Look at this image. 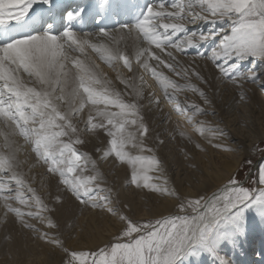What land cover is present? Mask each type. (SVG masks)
Masks as SVG:
<instances>
[{"label":"snow or ice","instance_id":"1","mask_svg":"<svg viewBox=\"0 0 264 264\" xmlns=\"http://www.w3.org/2000/svg\"><path fill=\"white\" fill-rule=\"evenodd\" d=\"M38 2L50 4L51 0H0V28L10 25L11 19H15L19 23L32 6ZM17 8L20 11L13 15V9ZM197 8L199 11L196 10ZM171 9L168 10L163 3L158 7L148 5L142 13V18L134 24L120 26L118 31L123 32L127 28L126 35L131 36L135 31L137 39L142 35L146 41L148 47H145L142 52H137V60L142 67L152 70L154 76H159V73L151 69L148 60L155 59L159 64L175 70L180 61L174 53L183 54L186 49L198 48L205 43L214 42L215 47L211 49L210 55L205 53H199V55L215 65L217 76L222 83L231 80L238 87L246 81L264 84V72L259 74L255 71L244 73L240 71L239 67L240 61L249 57H259L264 60V0H187V3L181 0L180 3H173ZM82 12L83 9L68 12L67 20L71 22L78 19ZM165 20L171 22H162ZM197 21L210 22L213 25L223 22L227 23L229 27L207 33L187 32L186 23ZM180 33L184 35L178 36ZM103 36L107 37L109 33L104 32ZM217 40L218 43H216ZM85 47H91L100 53L101 58L106 62L111 61L113 55H105V53L112 51L117 58L124 61L126 66H130L127 56L120 55L119 49L110 50L104 48L103 45L89 44L86 39L78 41L70 29L63 31L59 37L51 31H44L40 34L12 37L4 44H0V81L3 82L0 84V117L4 118L11 130L8 134H0L5 135L6 142L8 135L15 134L17 130L26 140L35 137L34 151L37 156L43 158L45 163L50 162V171L59 172L62 182L68 186V190L71 191L75 199L85 205L91 201L92 207L103 209L105 206L97 204L95 198L90 196L91 189L88 187L89 181L95 180L96 177H89L87 180L81 181L80 179H70L67 176V173L75 172L76 162L81 160V156L72 147V143L58 140L59 137L68 134L67 129L73 133L77 130L68 122L70 113L62 114L56 102L69 99L71 103H74L79 97V107L74 109L79 112L86 103L80 94V89H82L83 93L87 94V101L92 104L104 103L118 108L119 112H100L98 115L104 117L107 124L111 126L107 129V135L112 138L110 140L111 148L105 151L103 156L106 158L115 153V156L121 160L127 156V153L123 151L125 125L137 123L134 119H124V116L126 114L135 115L132 110L136 108V105L124 103L119 98V94H116V98H110L107 93L101 95L95 91L91 85L100 84L101 81L91 67L86 66L79 59L73 60L74 67L77 69L74 75H70V71H65V61L71 59L68 50L84 52ZM166 49H170L167 51V56L173 61L171 64H165V61L155 51L163 52ZM141 57H146V59H141ZM21 68L29 77H35V81L41 85L40 90L29 86V83L21 79L19 74ZM181 71L183 72V69ZM195 75L198 79H204L199 72H196ZM166 79L160 81L162 86L165 88L178 87L171 83H165ZM70 80L73 83L78 81V86H73L71 91H66ZM188 87H192L194 92L199 91L205 104L211 103L203 91L191 85ZM57 89H59V93H57ZM169 99L171 100L172 97ZM244 99L245 97L242 96L241 100ZM190 107L195 109L192 116L206 111L198 105ZM184 110L177 107L178 112ZM191 119L192 117H189V120ZM57 120L65 123H57ZM30 123L38 124L39 127H30ZM88 123L92 128L98 126L92 124L91 117H89ZM99 126L104 127L103 124ZM140 129L141 135L147 132V128L143 124L140 125ZM54 145L59 146L54 148ZM66 153L67 161H65ZM11 159V157L0 156V172L13 167ZM128 162L134 166L139 162L141 168L145 167V158L142 156L128 157ZM155 163L153 159H148L147 166L152 167ZM65 164L66 171L64 168L56 167V165ZM258 172V181L264 185V165L259 167ZM149 179L150 177L147 175L143 176L145 188L166 191V189L149 184ZM11 180H15L18 186L16 195H0V199L4 201L6 213L15 214L17 218L21 219L23 227L37 231L35 226L27 223L23 217L27 215L36 218L39 213L32 211L25 213L8 203L9 200L16 199L20 204L28 205V200L23 197L20 191L24 187L23 180L18 178L15 173H12L7 181L0 179V193L12 191L9 187ZM139 180L140 177L134 167L131 181L139 187ZM28 191L33 190L29 188ZM34 199L36 203H41L35 195ZM105 199L107 198L105 197ZM260 202H264V189L260 190L259 195H255L249 188L238 186L237 181L230 177L220 193L180 204L181 212L185 208H190L192 215L175 213L144 223L133 221L128 216H121L122 231L116 237V242L111 243L107 248L88 252L69 251L65 248L64 251L69 257L67 264H176L182 257L195 255L199 250L214 252L219 242L226 238L224 227L236 223L245 207ZM106 210L114 212L110 207ZM48 226L55 227L51 222ZM41 238L48 243L62 246V241L48 237L47 233H44Z\"/></svg>","mask_w":264,"mask_h":264},{"label":"rangeland","instance_id":"2","mask_svg":"<svg viewBox=\"0 0 264 264\" xmlns=\"http://www.w3.org/2000/svg\"><path fill=\"white\" fill-rule=\"evenodd\" d=\"M67 1L69 2V0ZM183 2L187 3V0H183ZM151 4V1L146 0L144 10ZM67 6L65 7L68 9L71 6V2H69ZM65 7L61 11V21ZM71 8H73L72 10L75 9L74 6ZM16 10H19V8ZM196 10L199 11V8ZM139 18H142V16ZM210 19L211 17L209 21ZM49 20L50 19L45 18L41 23V27H46V21L48 22ZM64 21L65 20L62 22L65 23ZM189 24H195L191 28L192 33L220 31L221 28L227 29L229 27L227 23L223 22H217L216 25H213L210 22L197 21L195 23H186L188 32L190 31L188 28ZM216 43H218V40ZM213 47H215V43L209 42L203 44L201 47L195 48L196 50L194 51L191 50L192 52L189 51L185 53L187 56L184 53L180 55L174 53L179 57H177V59L181 62L175 67V70L161 65L155 60L156 65L152 66L151 69L159 73V76H154L152 70L151 72L148 71V74H146L145 70L141 67L138 68L139 74L135 76L132 74V70L126 69L117 59H114V63H110L111 66L108 65V67H110L109 69L112 71L111 73L114 77L119 78L120 83L116 84L105 75L102 76L105 79L96 75L101 83L91 85L95 91L101 93V95L107 93L110 98H116V94H119V98L124 103L136 105V108L132 110L135 112V115L126 114L124 116V119H134L137 123L134 125H125L123 134L125 137V144L123 151L127 153V156L123 160L116 157L115 153H112L111 156L106 158L103 156V153L111 148L110 140L112 138L107 135V129L111 126L107 124V120L104 119V117L98 115L100 112H119L118 108L113 105H105L104 103L92 104L90 101H87V94L83 93L82 89H80V94L86 103L81 111H74V109L79 107V97L76 98L74 103H71L69 99L56 102L62 114L70 113L68 122L77 130L73 133L70 129H67L68 134L59 137L58 140L65 143H72V147L76 150L77 154L81 156V160L76 162L75 172L67 173V176L70 179H80L81 181L87 180L89 177H96L95 180L89 181L88 187L91 189L90 196L95 198V202L99 201L97 204L105 205L103 203L112 200L115 201V204H120L122 200L120 199V192L124 189L126 190L128 187L136 186V184L132 183L131 176L134 167L136 172H138L137 169H139V172H142L140 171L141 168H139L141 165L139 162L136 163L135 166L129 163L128 157H144L145 166H147L148 159H153L156 162L154 165L162 166V168H160L165 171L167 177L171 181H173L172 179L176 171L182 174L183 171L186 170V172H189V175L187 180L183 179L184 182L188 180L190 182L192 180L193 183H198L202 179H200V173L194 166L189 164L199 156L198 150L200 149V144H202L204 139L210 136V134H202L223 129L222 131L237 136L240 140H242L244 134L248 135L249 132V136H251L253 140H258V135L264 132V117H260L257 114V103L249 98L247 89V86L251 84L253 86L255 85L254 87H257V90L260 91L263 89L262 86H264V84L246 81V83L243 82L242 85L238 87L235 86L231 80L222 83L217 76L215 65L199 55V53L210 55ZM165 55L166 54H164V58H161L163 60L165 59V64L173 63L171 58ZM181 56L183 60L180 59ZM199 58L200 61H197ZM200 63L201 65H199ZM65 64V71H70V75H74L77 72V69L71 62L67 61ZM95 65H98L97 61ZM239 67L241 72L250 73L255 71L259 74L264 71V60L259 57H249L246 60L240 61ZM182 69L183 72L181 71ZM20 71L23 74L22 80L29 83L31 87H35L38 90L41 89V85L35 81V77H29L22 68ZM184 72L187 74H183ZM196 72H199L200 76L204 79H198L195 75ZM177 73L181 74L178 75ZM119 74L121 76H119ZM164 78H167L165 83H171L178 87L169 86L165 88L160 82L164 80ZM2 83L3 82L0 81V84ZM78 83V81L73 83L70 80L66 91H71V88L73 86H78ZM188 85L203 91L211 100V103L205 104L199 91L194 92L192 87H188ZM57 93H59V89H57ZM242 96L245 97L244 100H241ZM169 97H172V99L170 100ZM192 105H198L206 111L192 116L195 110L190 107ZM177 107L185 109V113L178 112ZM187 112L193 117V120L191 119V130L186 127ZM89 117H91L92 124L98 125L96 128H92L88 123ZM2 120H4V118L0 117V121ZM57 123L65 122L57 120ZM100 124H103L104 127H100ZM141 124L147 128V132L144 135L140 134ZM29 126L39 127L38 124L33 125L31 123ZM55 130L59 131L60 129ZM15 134L20 140L18 141V146L14 147L17 152L14 160L11 162L14 166L8 170L11 173L3 171L0 172V174L7 175V178H2L5 181L11 177L12 173H15L18 178L23 180L25 185L20 191L23 197L28 200V205L20 204L16 199L9 200L8 203L11 204L12 207L19 208L22 212L27 213L28 211H32L39 213V216L31 218L25 215L23 217V220L34 225L37 231L25 228L21 223V219L17 218L15 214L6 213L4 201L0 199V264H7L8 255L13 249H18V247H20L22 248L21 250H23V248L28 246L27 244L32 243L35 238L42 234L37 225L38 223L48 222L47 224H49V222L52 221L51 223L55 225V228H51L60 235L61 241L65 246V242L73 235L72 231L76 227L79 216L82 215L81 212L83 207L92 206L91 201L87 205L77 201L71 191L68 190V186L62 182L59 172L50 171V162L45 163L43 158L37 156L34 151L35 137L26 140L19 134V130H17ZM195 134L198 136L202 135L201 141L197 139ZM12 139L13 138L10 137L9 143L12 142ZM2 143L3 140L0 141V154L4 149ZM255 143L254 145L257 144ZM58 146L59 145H54V148ZM149 149H151V151H148ZM41 150L43 151V149ZM4 155L5 154H3V156ZM65 161H67V153L65 154ZM258 162H261L260 165H264V141L250 150L241 167L238 168L237 172L232 177V179L237 181L238 186L249 188L255 195H259L260 190L264 189V185H261L258 181L259 168L252 170L255 163ZM56 167L64 168L66 171V164L56 165ZM148 168L150 169V167ZM142 170L144 169L142 168ZM195 171L198 176L195 175ZM228 181L226 183H228ZM142 183H144V180H142ZM148 183H150V181ZM9 187L12 189L11 192L0 193V195L15 196L18 186L14 180H11ZM29 188L33 191H28ZM81 191L83 190L81 189ZM34 195L39 198L41 201L40 204L36 203ZM57 197H59V199H57ZM105 197H108V199H104ZM146 197L147 199L149 198V200L151 199L147 195ZM177 197L180 200L177 205V211L173 209L174 211L172 210L162 217H167L175 213L180 215L193 214L190 208H185V210L181 212L180 204H186L187 201H194V199L196 200L198 198H187V196H182L180 194H177ZM150 201H152V199ZM72 206L82 209L74 211L71 209ZM113 207L112 209H114L115 212L118 205H113ZM127 216L133 221H138L140 223L162 218L151 217L134 220L131 216ZM248 218H253L254 222L253 219L248 220ZM260 221H264V202L250 204L242 210L241 216L236 223L224 227L223 230L226 233V238L219 242L214 252L199 250L195 255L185 256L178 264H195V262H197L196 264H264V229H261L259 225ZM47 228L50 227L47 225ZM15 235L18 236L15 237ZM114 242H116V239L109 240L102 246L89 251L107 248ZM84 251L88 252V250ZM200 255L204 256L201 257Z\"/></svg>","mask_w":264,"mask_h":264},{"label":"bare ground","instance_id":"3","mask_svg":"<svg viewBox=\"0 0 264 264\" xmlns=\"http://www.w3.org/2000/svg\"><path fill=\"white\" fill-rule=\"evenodd\" d=\"M88 1H90V4L87 5L86 4L87 0H80V3L82 5L86 4V6L85 7L82 5L77 6L75 7L74 10L71 11L76 12L79 11L80 9H83L81 16L78 19L73 20L71 22H69L66 18L64 21L65 23L62 22L63 17L61 21L60 15H61V11L66 5L65 2L66 3L68 2L67 0H51L50 4H41L38 2L37 4L33 5L32 8L29 10V12L25 14L26 16L22 18V19H32L33 17L35 18L33 22L25 25V26L28 25L26 28H20L18 31L13 33L11 31L5 33L8 27L11 28L16 25L17 21L15 19L10 20V25L4 28H0V44H4L8 39L12 37L23 36L28 34H40L44 31H51L53 34L59 37L63 31L70 29L74 32L78 41H82L86 39L89 42V44H97L98 46L103 45L104 48L110 50L119 49L120 55L127 56L130 66H126L124 64V61L122 59L117 58L112 51L105 53V55H113V59L109 62H106L101 58L100 53L94 51L91 47H85L84 52H80L78 50L76 51L68 50V55L71 57V59H69L68 61L71 62L72 64L74 59H79L83 61L86 66H90L92 71L96 75H98L102 79H105L104 77H102L103 75H105L108 78H110L109 80L114 81L116 84L120 83L119 82L120 80L118 77H114V75L111 73L112 71H110L109 69L110 67H108L110 63H114V59L120 61L122 66H124L126 69L132 70L133 72L132 74L135 76L139 74L138 71L139 67L143 68L146 74H148V71L151 72V70H146L144 67H142L141 63L137 60V52L138 51L142 52L145 47H148L142 35L139 39H137L135 31H133L131 36L126 35V33L128 32L127 28H125L123 32L118 31L122 24H134L138 19H140L139 17L142 16L146 0H88ZM149 1L152 2L151 5L157 7L159 4L163 3L168 10H172L171 6L173 3L181 2L180 0H149ZM55 4L58 5L61 4V6H57L56 8L57 10L54 11L55 12L54 14L51 11H47ZM73 4L74 2L71 3V6L68 9H72L71 7L73 6ZM19 11L20 9L19 10L13 9V15H15V13ZM45 18H48L50 20L48 22L46 21L47 23L46 27H41V23ZM162 22H171V21L165 20ZM194 25L195 24L188 25L189 26L188 28L190 29L189 31L190 33H192L191 28ZM49 26L51 27L49 28ZM104 32H108L109 36L107 37L103 36ZM178 35L182 37L184 34L180 33ZM152 48L154 49V46H152ZM168 50L170 49H166L163 52H161L160 50H155V51L157 55L160 56V58H164V54H166L165 56H167ZM191 50L194 51L196 49L195 48L186 49L184 54L188 53L189 51L192 52ZM176 57L178 56L176 55ZM181 58L183 57L181 56L180 59ZM141 59H146V57H141ZM96 61L98 65H95ZM197 61H200V58ZM66 62L67 61H65V63ZM148 63L151 67L156 65L155 59L148 60ZM199 65H201V63ZM19 74L22 79L23 74L20 71V69H19ZM119 76L121 75L119 74ZM254 86L251 84L247 86L248 95L251 100L257 103L256 105L258 107L257 114L260 117H264V86H262L263 89H261L260 91H258L257 90L258 88L257 87L255 88ZM186 116H187V123H186L187 126L184 123L185 121L183 123L187 127V129L191 130L190 127L192 125V121L189 120L190 115L188 112ZM222 130H215L213 132H207L206 134H202V135L210 134V136L207 139H204L202 144H200V149L198 150L199 156H197L196 158L194 157L195 159L192 160L189 164L191 166H194V168L200 173L199 174L201 176L200 179L202 178L200 182L193 183L192 180L190 182L189 180L184 182L183 179L187 180L189 175V172H186V170H184L182 174H180L179 171H176L175 176L172 179L173 181H171L167 177L165 171L161 169L162 166L154 165L153 167H150V169L148 168V166H145L143 168L144 170H142V168L139 167L141 168L140 171H142L139 172V169H137L138 170L137 174L139 173L138 176L140 177L139 180L140 186L139 187L137 185L135 187L131 186L126 188V190L125 189L122 190L120 192L121 195L120 199H122L120 201V204L118 203L115 204L114 203L115 201L112 200V201H106L107 204L103 203L105 204L103 205L105 206L103 209L100 207L94 208L92 206H86L83 207V209L76 206L71 207V209H73L74 211H79L80 209H82L81 212L82 215L79 216L76 227L72 231L73 235L65 242V246L63 243H62L63 245L60 246V245L48 243L46 242L45 239H42L41 236L46 232L49 234L48 237L50 238L54 237L61 241L60 235L54 232L53 228H47V225H49L47 224L48 222L38 223L37 225L39 226L40 232L42 234L39 237L35 238L32 243L27 244L28 246L23 248V250H21L22 248L18 247V249H13L11 253L8 252L9 255L6 261L7 264H67V260L69 257L66 255L64 251L65 248L72 251L73 250L89 251L102 246L109 240L116 239V237L122 231V223L120 220L121 216L129 215L134 220H141L151 217L153 218L162 217L170 213L173 209L175 210L178 209L177 205L180 200L178 199L177 194H180L182 196H187V198L191 197L194 199V197H197L199 199L200 197L208 198L211 197L214 193H220L223 190L224 186L227 184L226 182L228 181V179L230 177L232 178L233 175L237 172L238 168L241 167L244 159L247 157V154L250 152V150L257 144H260L261 142L264 141V132L260 133V135H258L259 133L257 134L258 140L257 139L253 140L251 136H249L250 132L248 135L245 134L244 136L242 135L244 138L242 137V140H240L237 138V136L231 135L230 133H226ZM10 131L11 130L8 128V124L5 122V120L0 121V133L8 134L10 133ZM202 135L201 136L196 135L197 139L201 141ZM16 136H17L16 134L8 135V139L6 142L5 135L0 134V141L3 140L2 144L4 148L0 155L3 156V154H5L4 155L5 157H11L12 159L10 162L14 160V157L17 153L14 147L18 146V141L20 139L17 138ZM10 137L13 138L11 143H9ZM255 141L257 144L255 143ZM254 143L256 145H254ZM260 163L261 162L255 163L254 168H252V170L259 168L261 166ZM195 173H196L195 175L198 176L196 171ZM145 175L150 177L149 184L156 185L162 189H166V191H154L151 188H144L143 186L144 183H142V180H143V176ZM6 176H7L6 174L5 175L0 174L1 177L0 179L7 178ZM146 195L150 197L152 201H150L151 199L149 200V198L147 199ZM106 198L108 199V197ZM113 205L116 206L118 205V207H116L117 210L115 212L106 210L109 207L112 208ZM252 219L253 218H248V220H252ZM259 225L261 229H264V221H260ZM16 236L18 235H15V237ZM203 256L204 255H202L201 257ZM184 257L178 260L176 264H178L179 261H181ZM196 263L197 262H195V264Z\"/></svg>","mask_w":264,"mask_h":264}]
</instances>
